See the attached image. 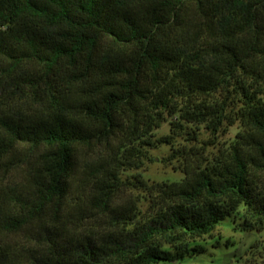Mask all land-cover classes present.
I'll return each instance as SVG.
<instances>
[{"label":"trees","instance_id":"trees-1","mask_svg":"<svg viewBox=\"0 0 264 264\" xmlns=\"http://www.w3.org/2000/svg\"><path fill=\"white\" fill-rule=\"evenodd\" d=\"M170 116L173 131L242 130L211 159L178 150L180 182L124 179L173 146L153 135ZM16 170L27 191L21 213L0 212V264L4 234L47 218L44 255L26 264H172L185 257L161 239L210 235L242 205L244 230H261L264 0H0V178ZM138 187L144 222L123 199ZM105 219L98 237L89 224Z\"/></svg>","mask_w":264,"mask_h":264},{"label":"rangeland","instance_id":"rangeland-1","mask_svg":"<svg viewBox=\"0 0 264 264\" xmlns=\"http://www.w3.org/2000/svg\"><path fill=\"white\" fill-rule=\"evenodd\" d=\"M222 99L221 94L215 96ZM174 117H167L153 133L155 138L173 136V146L162 144L149 151L152 160L145 163L141 169L130 170L123 173V178L128 180L142 179L149 186L154 184H171L180 182L185 178L183 159L177 151L183 148L196 149L199 153L210 156V159L234 143L238 133L242 130L239 121L231 124L225 122L217 135L211 134L205 124H194L180 121L181 130L173 131L177 121ZM25 175L22 170H16L8 179L0 178V212L4 215L14 216L21 213V208L16 197L26 195ZM17 184L16 186L10 185ZM135 199L140 212L139 219L144 222L153 216V207L147 192L138 187L131 193L123 195V199ZM17 202V203H16ZM247 209L242 205L237 213L222 221L216 229L203 237H185L181 241L171 238L160 240L164 250L174 254H183L184 259L175 260L172 264H264V227L261 230L245 231L242 223L245 220ZM51 218L44 224L39 222L28 225L18 232L7 233L3 236V246L7 259L12 264H26L29 261L44 255L41 249L45 231L50 229ZM94 227V233L101 237L108 229V220H99L89 224ZM68 230L72 232L76 225L68 222ZM47 227V228H46Z\"/></svg>","mask_w":264,"mask_h":264}]
</instances>
